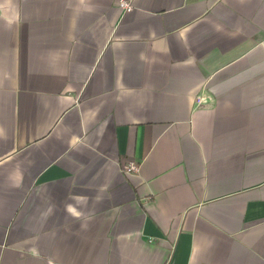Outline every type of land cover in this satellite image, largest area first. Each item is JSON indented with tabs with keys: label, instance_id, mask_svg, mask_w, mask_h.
I'll list each match as a JSON object with an SVG mask.
<instances>
[{
	"label": "crops",
	"instance_id": "obj_1",
	"mask_svg": "<svg viewBox=\"0 0 264 264\" xmlns=\"http://www.w3.org/2000/svg\"><path fill=\"white\" fill-rule=\"evenodd\" d=\"M127 1L0 0V264H264V0Z\"/></svg>",
	"mask_w": 264,
	"mask_h": 264
},
{
	"label": "built area",
	"instance_id": "obj_2",
	"mask_svg": "<svg viewBox=\"0 0 264 264\" xmlns=\"http://www.w3.org/2000/svg\"><path fill=\"white\" fill-rule=\"evenodd\" d=\"M118 6L129 11L131 9V4L127 0H118ZM139 164L134 160H129L127 163L122 166L124 172H138Z\"/></svg>",
	"mask_w": 264,
	"mask_h": 264
}]
</instances>
